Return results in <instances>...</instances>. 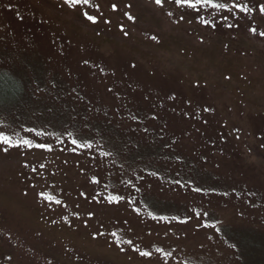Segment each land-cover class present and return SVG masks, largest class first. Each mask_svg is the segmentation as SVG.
<instances>
[{"label":"rangeland","instance_id":"obj_1","mask_svg":"<svg viewBox=\"0 0 264 264\" xmlns=\"http://www.w3.org/2000/svg\"><path fill=\"white\" fill-rule=\"evenodd\" d=\"M94 2L110 24L85 27L59 0H0V128L52 149L0 152V264H148L128 239L176 249L172 264H264V43L247 32L264 20L212 29L174 5ZM80 133L91 148L71 144ZM194 212L207 215L180 223Z\"/></svg>","mask_w":264,"mask_h":264},{"label":"snow or ice","instance_id":"obj_2","mask_svg":"<svg viewBox=\"0 0 264 264\" xmlns=\"http://www.w3.org/2000/svg\"><path fill=\"white\" fill-rule=\"evenodd\" d=\"M61 8L66 11L74 14L76 17L80 19V22L84 24L85 27L91 26V25H96L99 22H103L104 24H110L112 20L110 18H105L104 13L101 11V5L99 3H95L94 0H59ZM152 3L160 9L164 10L165 5H174L177 10L181 8H186V9H191L193 12L196 13V16L198 18V23L207 26L209 28L215 29L217 25L221 22H223V26L226 28H234V27H239L237 23H235V18L237 17V13L242 14V18L244 19H251V21H255L257 17H259L261 20H264V0H247V2H244V0H152ZM111 11L113 13H116L118 11V2L117 0H113V2L110 5ZM125 11H123V16L127 18L128 21H133L135 17L130 13V9L132 8V5L129 4H124L122 5ZM89 9H94L95 11H89ZM212 10L215 11L216 13H226L222 16H220V19H206L203 15H200V12L202 10ZM255 13L256 15L253 16L252 14ZM167 17L172 18L175 16V12L173 11H166L165 13ZM229 16L233 17V22H229ZM185 20V14L181 13L178 18L173 19L174 24H178L182 21ZM189 24L193 23V20L189 19L187 21ZM120 31L127 36L128 32L125 30L124 26H120ZM247 32L250 34V39L253 40H259V42L264 43V29H261L259 25H254L252 23L249 24L247 27ZM153 40H156L157 37L153 36ZM203 43V39L200 41ZM84 63H88V61H85ZM103 71V70H101ZM5 77L3 75H0V79H4ZM228 77H226L227 79ZM55 87V85H52ZM45 91L44 88L40 87L39 85L36 87L34 90L35 93H43ZM109 91H112L109 89ZM175 97H170V99H174ZM51 110V109H49ZM205 112L210 111L209 108H204L203 109ZM133 120L137 119L135 116L132 117ZM152 119H156L155 116L152 117ZM22 131L25 133H33L35 132V135H43L44 133L42 132H36L34 128H22ZM67 132L68 137H74L73 131H68L67 129L64 130ZM143 131L147 132L148 129L145 128ZM16 137L15 139L13 137ZM59 139V137H57ZM90 138L84 134L80 133L78 134V138H72L71 139V144L74 145L75 147H86V148H91L92 143L89 142ZM82 142V143H81ZM0 152H3L7 154L10 149L16 148H40V149H47L51 151V147L47 143H34V140L32 139H25L20 135V132H17L15 130L12 131L11 134H9L8 130L6 128H0ZM75 147L73 148V151H75ZM99 148H101V151L99 153L100 156L103 157H112V156H117L120 154L121 150L116 149L113 151L111 148L105 149L103 144L98 145ZM113 163H115V160H113ZM24 167H29L28 163H25L23 165ZM40 167H44V165H40ZM120 167L123 168V164H120ZM32 171H37L36 168H33ZM150 175L155 176L156 173L152 172ZM92 183H98L97 180L94 178L91 181ZM125 184H130L131 181H122ZM172 183L179 185L181 187L186 186V184H182L179 179H175L172 181ZM137 191L139 192L140 189L137 188ZM192 191L194 192H201L202 189L200 187H193ZM27 195V193H25ZM38 195L41 197L42 200L44 201H53V197L43 191L38 193ZM81 196H85L84 192L80 193ZM226 195V193H225ZM97 196H100V193H96L92 197L93 200L97 199ZM106 201L108 203H113V202H120L125 199L124 196L122 195H109L106 198ZM99 202V201H97ZM54 203L56 205H60L61 201L59 199H55ZM131 203V202H129ZM93 213H88L89 218ZM149 215H152L149 213ZM203 215H207V213H192L188 217V219L181 220L180 223L184 224L187 223L188 220H191L193 217L199 219ZM76 218L79 219V215L76 214ZM155 219L159 220H165L167 217H154ZM65 221H67V217L64 218ZM172 219H175L173 217ZM55 223V221H53ZM71 226V225H70ZM85 226H87V223H85ZM201 227H207V228H215V225H200ZM98 235H103V233H95L93 234V239L96 238ZM113 237H116V233H111ZM211 239V237H208ZM121 243L128 245L131 248V251L137 253L141 258L145 259L148 264H172V258L176 254V249H171V250H166L162 247H155L154 252L153 251H145L141 250L138 245L134 243L131 239L128 240H121ZM120 251H124V248H120ZM9 261H11V256L7 257ZM180 264H187V260H182L180 261Z\"/></svg>","mask_w":264,"mask_h":264}]
</instances>
